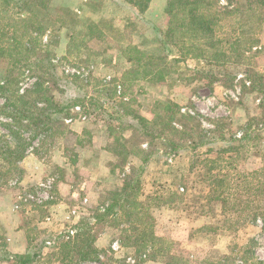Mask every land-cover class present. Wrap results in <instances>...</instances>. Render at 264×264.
I'll return each instance as SVG.
<instances>
[{
  "label": "rangeland",
  "instance_id": "374dc122",
  "mask_svg": "<svg viewBox=\"0 0 264 264\" xmlns=\"http://www.w3.org/2000/svg\"><path fill=\"white\" fill-rule=\"evenodd\" d=\"M166 3L151 0L139 12L125 0H50L51 7L64 10L63 25H48L51 34L31 43L34 54L21 52L18 60L3 64L0 80L13 75L19 90L41 80L52 100L69 107L63 132L36 135L31 140L36 149L20 162L0 151V264H15L6 259L9 254L37 249L40 254L29 264H165L159 254L141 261L143 255L123 245L127 229L120 217L102 214L110 192L144 158L143 171L134 174L138 192L177 194L174 205L152 209L153 232L166 251L188 257L189 264L223 255L231 256L232 264L264 260V200L261 192L253 194L257 186L264 188V131L254 122L248 138L235 141L247 118L261 113L260 96L247 78L264 72V35L245 66L224 69L166 52L160 43ZM18 12L0 0L3 42L12 32L7 18ZM132 47L144 54L140 64L127 60L137 56ZM168 101L176 104L171 125L179 132L156 124L150 125L151 137L146 135L134 116L153 119L162 112L156 102ZM6 121L0 113V145L16 143ZM230 145L235 148L224 151ZM68 160H75L73 167ZM212 164L229 175L228 190L243 195L235 201L227 196L234 206L227 213L213 201L214 181L207 171ZM207 226L210 231L202 229ZM94 235L91 248L86 239Z\"/></svg>",
  "mask_w": 264,
  "mask_h": 264
},
{
  "label": "trees",
  "instance_id": "16d2710c",
  "mask_svg": "<svg viewBox=\"0 0 264 264\" xmlns=\"http://www.w3.org/2000/svg\"><path fill=\"white\" fill-rule=\"evenodd\" d=\"M125 1L135 6L139 12H144L151 2V0ZM2 2L9 11L15 8L19 12L17 18H7V28L12 32L6 37L4 42L0 38V73H2L1 69L4 67L3 64L18 60L19 53L23 52L24 55L28 54V56L29 54H34L35 50H33L32 46L34 41L42 39L47 32L48 36L52 32V28L49 29L48 25H54L56 22L63 25L65 19L64 10L51 7L49 4L50 0H2ZM52 12H54V16H52ZM165 12L167 28L163 32L160 30V43L166 52L176 50L184 57L202 58L210 66L227 69L229 66L239 67L247 65L249 53L254 49L260 48L262 44L261 35H264V0H167ZM156 31H159V29L157 28ZM131 49L136 50L137 56H128L127 60L136 61L140 64L143 61L144 54L137 50L136 47ZM14 54L17 59L12 57ZM209 70L212 71L211 69ZM214 71L218 75L221 74L218 70ZM223 71V75L227 76V78L230 77L227 70ZM247 80L251 90L258 92L260 96L261 113L260 116L247 118L243 133L239 138H235V141L247 139L250 132H252L251 129L254 122L261 125L260 131H264V72L255 79L248 76ZM17 85L16 78L9 73L0 80V97L2 100L0 113L8 117V121L3 123L8 128V131L13 134L16 142L10 145L3 141L0 145V151L14 155L15 164L20 162L30 149H36L32 145L31 140L37 137L38 134L39 136L44 134L43 137H45L47 133L54 134L58 129L63 132L60 124L67 116L66 109L69 107V105L64 106L52 100L49 89L44 86L41 80H36L31 83L29 88L25 87L22 90H19ZM157 106L162 109V112L160 114L156 113L153 119L147 120V118L134 116L146 132V135L151 137L153 134L151 130L154 126L150 127V125L156 124L162 130L168 129L173 133L179 132L171 125L172 118L178 113L174 114L176 104L172 103V101L167 103L156 102L155 107L157 108ZM179 115L182 118L188 117L193 120V116L188 113H179ZM23 131H30L29 136H24L25 132ZM222 137L220 139H223ZM39 139L41 140V137ZM39 139L37 140L40 141ZM170 143L174 149H177L178 144L176 141L171 140ZM231 148L234 149L235 146L230 145L224 151H229ZM68 161L70 166L73 167L75 160ZM146 161L147 159L144 158L143 165ZM143 165L137 169L132 167L131 173L128 174L123 183L110 192L112 197L102 214L105 216L116 214L120 217V223L125 224L127 229V243H123V245L134 247L136 252L143 255L144 258L141 261L146 259L155 260L157 258L156 255L159 254L165 264H189L188 257L166 251L164 244L161 242L162 240L154 235L152 209L160 207L163 203L174 205L177 194L170 193L167 197L163 194L144 195L138 192L140 179L138 176L135 177L134 174L142 172L144 169ZM207 171L212 173L211 177L214 181L211 184L214 185V200H212H216L221 204L224 208V213L229 212V209H233L234 206H230L227 196L233 194L235 201L243 195H239L236 191L231 193L228 190L232 186L228 181L227 177L229 175L227 172H222L221 168L213 164ZM62 176L63 174H61ZM234 176L243 179L247 178L239 172H236ZM240 183L239 185H242ZM247 188V186H243V189ZM254 189V195L256 192L263 194V198H259V200L263 201L264 188L257 186ZM50 202L52 200L45 201L43 204ZM260 213L254 214L255 218L257 217V221H260ZM225 216L227 217V214ZM263 219L261 221H264ZM209 228L207 226L202 229L210 231L211 229ZM93 240L95 243L96 235H94V239L93 237L86 239L89 243L91 241V244H89L91 248L93 247ZM40 246L42 247L43 243ZM97 253L98 250L94 247V260L97 259ZM39 254L40 251L37 249L23 254H9L6 259H13L15 264H29ZM230 260L231 256L223 255L217 260H211L209 257L205 258L197 264H232ZM252 264H264V260L255 259Z\"/></svg>",
  "mask_w": 264,
  "mask_h": 264
}]
</instances>
